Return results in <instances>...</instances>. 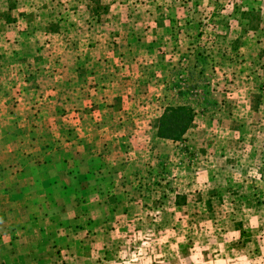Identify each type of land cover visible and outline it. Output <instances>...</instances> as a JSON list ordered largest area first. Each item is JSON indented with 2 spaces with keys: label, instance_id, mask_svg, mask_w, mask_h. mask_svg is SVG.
I'll list each match as a JSON object with an SVG mask.
<instances>
[{
  "label": "rangeland",
  "instance_id": "obj_1",
  "mask_svg": "<svg viewBox=\"0 0 264 264\" xmlns=\"http://www.w3.org/2000/svg\"><path fill=\"white\" fill-rule=\"evenodd\" d=\"M56 131L105 171L45 204ZM0 264H264V0H0Z\"/></svg>",
  "mask_w": 264,
  "mask_h": 264
},
{
  "label": "crops",
  "instance_id": "obj_2",
  "mask_svg": "<svg viewBox=\"0 0 264 264\" xmlns=\"http://www.w3.org/2000/svg\"><path fill=\"white\" fill-rule=\"evenodd\" d=\"M76 59L77 57L73 58L74 61ZM101 62L102 61H100L99 64ZM82 65L84 67L87 66L84 63H82ZM73 67L75 68L72 71L74 72L73 75L81 74L82 70H84L81 66H79L78 68H76L75 66ZM99 73L100 75L98 76V80L101 79V82L99 81L98 83L99 87L103 85L106 86V83L107 84L110 83L109 80L105 79L106 75L103 72V66H102V71ZM95 88L96 87L91 86V91L94 90ZM72 89L75 91H79L80 89H83V87L82 86H79L77 88L72 87ZM103 92L105 93L104 95H107L108 92H110L108 86H106ZM109 95L110 94H108V96ZM113 96L114 98H117V99H112L111 102L107 104V107L109 108V106H113L114 112H110V111L109 112L116 117H121L122 115L121 101L122 100L117 95H113ZM80 102H81V96L79 95V100H78L79 104L77 103L76 104L78 105L77 108H74L77 111L76 112L77 117L79 118L80 116H83L82 112H84L85 114H89L88 118L92 117L93 111L96 110L93 107L94 102L89 101L88 102L89 104H80ZM79 105L80 106L83 105V106L80 107ZM85 106H86V110H83ZM57 107H64V106L58 103ZM89 108H92V110L88 111ZM74 109L73 111H75ZM60 114L64 115L63 112H60ZM93 120L95 122H109L107 118H101V114L98 112L93 115ZM28 121H31V120L28 119ZM27 134L28 132L27 133L25 132V135ZM43 134L44 132L40 133L41 135L40 142L44 141V145H42V147L40 148V154L42 156L45 155L46 158L43 159V162L41 164L40 163L37 164L39 168H36V166L31 164L29 168H26L24 170V175H25L24 185H27V186L36 185L38 187V191L40 192V194L38 195L41 197L42 202H44L45 204H49V203L58 204L60 200H58L57 196H63L65 191L68 194L70 192V189H72L71 190V193H72L73 187L75 186V183H77V180L79 179V177H81V179L85 178L86 182H88L90 179L96 180V179L103 177V172L105 171V165L103 161L98 160L99 158L103 157V156H99L100 154L99 151L95 152L92 156L88 155L87 153L82 154L80 150H77L78 146L73 144L72 141L69 143H65L66 137L63 132L56 131L54 134L53 140H52V135L50 134L48 135V133L46 135H43ZM32 135L33 134H31V136ZM98 136L99 135L97 133H93L90 136V138L94 140V142H97V140H99ZM74 137L75 136H73V138ZM73 138H69V140ZM80 139H83V138H80ZM74 140H78V138L75 137ZM68 144H73V146H67ZM45 145L49 147H46ZM64 147H67V148L63 149ZM28 153H32V152L30 151L25 152L26 155ZM14 175L16 174L14 173L13 176Z\"/></svg>",
  "mask_w": 264,
  "mask_h": 264
},
{
  "label": "trees",
  "instance_id": "obj_3",
  "mask_svg": "<svg viewBox=\"0 0 264 264\" xmlns=\"http://www.w3.org/2000/svg\"><path fill=\"white\" fill-rule=\"evenodd\" d=\"M192 120V111L185 106H167L159 118L156 136L175 141Z\"/></svg>",
  "mask_w": 264,
  "mask_h": 264
}]
</instances>
